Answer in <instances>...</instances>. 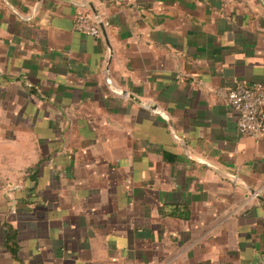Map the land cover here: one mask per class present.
<instances>
[{"label":"crops","instance_id":"obj_1","mask_svg":"<svg viewBox=\"0 0 264 264\" xmlns=\"http://www.w3.org/2000/svg\"><path fill=\"white\" fill-rule=\"evenodd\" d=\"M251 83L264 0H0V264H264Z\"/></svg>","mask_w":264,"mask_h":264},{"label":"built area","instance_id":"obj_2","mask_svg":"<svg viewBox=\"0 0 264 264\" xmlns=\"http://www.w3.org/2000/svg\"><path fill=\"white\" fill-rule=\"evenodd\" d=\"M107 25L97 16L78 12L74 16V29L86 36L98 38L101 27ZM215 95L237 113L238 132L244 136L256 137L264 133V84H235L216 89Z\"/></svg>","mask_w":264,"mask_h":264},{"label":"water","instance_id":"obj_3","mask_svg":"<svg viewBox=\"0 0 264 264\" xmlns=\"http://www.w3.org/2000/svg\"><path fill=\"white\" fill-rule=\"evenodd\" d=\"M101 30L103 31V28L101 27Z\"/></svg>","mask_w":264,"mask_h":264}]
</instances>
